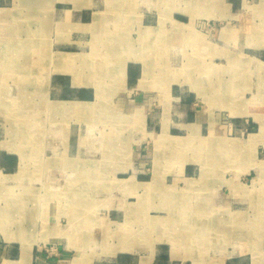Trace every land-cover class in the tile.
Listing matches in <instances>:
<instances>
[{
  "label": "crops",
  "instance_id": "0c3cea01",
  "mask_svg": "<svg viewBox=\"0 0 264 264\" xmlns=\"http://www.w3.org/2000/svg\"><path fill=\"white\" fill-rule=\"evenodd\" d=\"M0 65V264H264V0H0Z\"/></svg>",
  "mask_w": 264,
  "mask_h": 264
},
{
  "label": "rangeland",
  "instance_id": "374dc122",
  "mask_svg": "<svg viewBox=\"0 0 264 264\" xmlns=\"http://www.w3.org/2000/svg\"><path fill=\"white\" fill-rule=\"evenodd\" d=\"M14 56H16V55H14ZM15 63H17L16 60H13V61L10 62V65L12 66ZM4 66L6 67L7 65H4ZM4 66L3 65H0V75H2L3 72H5V71H7V72L10 71L8 69L7 70L6 69H3ZM7 68H9V67L7 66ZM3 80H4V77L3 76H0V84L3 82ZM4 95L5 94L0 91V105L1 106L4 104V102L7 101L5 99V97H4ZM30 95L31 94H29V93H22V104H23V102H26L27 100L30 99ZM15 100L16 99H12V101H15ZM29 102H30V100H29ZM3 110H4V114L3 115H4L5 120H0V124H1L0 127L2 129L4 128V132H6V135L11 136V135H13V132H15V130H17L16 124L18 125V123L20 122V120H8V118H10L9 117L10 115L13 116V112H12V110H8V109H5V108L4 109L3 108H0V113H2ZM34 113H35V110L33 108H28V107L27 108H23L22 107V128H24V130L27 131L28 134L31 133V130H29V128L32 127L31 123H33ZM26 129H28V130H26ZM32 131H34V130L32 129ZM22 132H24V131H22ZM0 149H6V150H8V147L6 145L0 144ZM174 156H176V155H174V152H172V155H171V162H172V164H174L175 163V160H176V157H174ZM62 191L63 192H59V193H56V195H54L55 198H56L55 199L54 197L52 198L50 191H48V190L46 191V189L43 190V198H42V200H43V203H42L43 208L42 209H43V216H44V218H46L45 220H43V226L44 227H46V226H50L51 227L53 225L51 223L52 222V218L50 219L52 210L50 208L49 203L51 201H53V200H57V197H59V198L66 197L67 190H62ZM73 191L74 190H71V192L69 193L71 196H73V194H74ZM159 192H162V191H159ZM107 193H108V191H107ZM107 193H106V190H104L103 195L101 196V199H105V197L106 198L107 197H110L109 194H107ZM75 194H76V192H75ZM77 194H79V193L77 192ZM18 196H19V194H18ZM3 197H4V195H3L2 191L0 190V202H2ZM10 205H11V207L14 206V204H10ZM56 205H57V207H60V205H62V206H64L66 208L67 203L56 204ZM15 206H16V208L13 207V208H11V210L9 209V212H11V215L14 214L13 215L14 217H19L18 215H21L22 216V212H23L24 206H22V205L20 206L19 204H15ZM32 206H34V204ZM3 210H8V208L6 207V205L0 203V214L3 213ZM58 212H59V210H58V208H56V211L52 215V217L54 215H56ZM154 216H158V215L155 214ZM156 222H159L160 224H162L163 220L161 218H158ZM63 224H65V222H63ZM140 224H141V222L138 221L134 225L135 226L138 225L137 227L141 228V225ZM125 226H126V222L123 225V227H125ZM178 227H179L178 224H176L174 226V228H176V229H178Z\"/></svg>",
  "mask_w": 264,
  "mask_h": 264
},
{
  "label": "bare ground",
  "instance_id": "6f19581e",
  "mask_svg": "<svg viewBox=\"0 0 264 264\" xmlns=\"http://www.w3.org/2000/svg\"><path fill=\"white\" fill-rule=\"evenodd\" d=\"M15 206V205H14ZM12 208V207H11ZM2 215V214H1ZM14 215V214H13ZM4 216V215H3ZM13 217V216H12ZM3 217H1L0 216V220H1V223H0V232L5 236V234H6V230L7 229H5L4 227V224H2V223H4L3 222V219H2ZM13 223V222H12ZM11 223V224H12ZM13 226V225H12ZM194 227V226H193ZM219 232V231H218ZM12 235V234H11ZM7 236V237H6ZM5 236V240H9L10 241V238H9V236L8 235H6ZM16 240V239H15ZM18 240V239H17ZM20 244V243H19ZM21 249H22V252H21V262H24V261H26L27 259V257H28V252H29V250H30V244H23V242H21Z\"/></svg>",
  "mask_w": 264,
  "mask_h": 264
}]
</instances>
